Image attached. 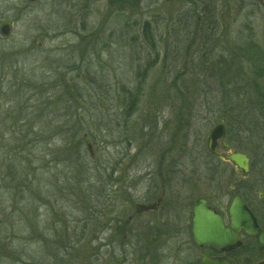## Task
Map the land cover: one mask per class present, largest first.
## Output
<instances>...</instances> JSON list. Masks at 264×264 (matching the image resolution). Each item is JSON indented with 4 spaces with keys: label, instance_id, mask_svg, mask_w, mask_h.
I'll use <instances>...</instances> for the list:
<instances>
[{
    "label": "rangeland",
    "instance_id": "obj_1",
    "mask_svg": "<svg viewBox=\"0 0 264 264\" xmlns=\"http://www.w3.org/2000/svg\"><path fill=\"white\" fill-rule=\"evenodd\" d=\"M200 1L0 0V24L10 20L0 35V264H102L122 248L131 258L135 238L117 227L143 191L134 188L142 168H204L200 191L213 187L225 199L230 184L242 194L261 185L255 170L242 179L233 164L204 155L228 106L202 60L250 42L264 54V0H216L219 23L205 44L214 48L204 58ZM177 18L188 19L183 30L172 27ZM137 87L127 115L123 93ZM246 118L240 132L234 125L242 153L264 166V118ZM212 165L215 174L205 170ZM52 212L61 222L55 249L38 234Z\"/></svg>",
    "mask_w": 264,
    "mask_h": 264
},
{
    "label": "flooded vegetation",
    "instance_id": "obj_2",
    "mask_svg": "<svg viewBox=\"0 0 264 264\" xmlns=\"http://www.w3.org/2000/svg\"><path fill=\"white\" fill-rule=\"evenodd\" d=\"M224 128L225 138L223 141L227 144L228 149L223 150L220 146L221 141H218V150L223 153L235 151L236 149L231 147L227 140L225 124ZM204 155L217 160V163L220 161L228 162L209 153L207 149ZM47 167L43 164L40 169L43 171L49 168ZM217 168L216 165H212L205 170L215 174ZM142 169L144 171L137 174L135 178L136 185L134 188L143 184V191L138 190L140 196L133 205V214L128 216L120 227H117L119 234L123 231L125 237L124 233L130 231L135 238L132 256L129 258L126 249L122 248L118 257H108L102 264H106L109 259H115L120 264H215L216 259L219 258L233 264H264V249L260 250L259 232H245L241 228L237 232L238 244L230 245L226 242L218 250L212 233L208 231L206 235H200L196 223L193 221L194 208L202 205L214 215L219 216L223 227L229 226V202L234 195H239L242 202L255 217L258 227L264 233V175H261V185L245 186V194L239 190L237 192L234 190V186L230 184L231 194L228 199H225L224 195L218 196V192H214V188L209 187L211 184L207 187V189L213 190L211 194L200 191V187L203 186L200 184L202 179L200 174L204 168L169 166ZM234 172L239 178H247L251 172L250 160L249 172L245 177L239 176L236 169ZM38 201L39 208L47 207V211H53L51 203L46 204L42 199ZM137 204L142 205V207L136 208ZM150 205L153 207L143 209L144 206ZM22 206L18 209L20 216H23ZM88 209L90 210V208L86 209V215H90ZM55 215L53 213V218L51 217L49 222L47 220L43 226L44 231L38 233L41 239H44L45 236L52 239L46 241L45 238L43 242L46 246L48 244L53 245V249L59 247L55 240L59 237L61 223L60 218ZM84 221L86 220H82L83 230L80 231L81 234L86 231L87 221L85 223ZM128 224L131 226H127ZM72 232L69 231L68 234L71 235ZM54 257L55 255H53Z\"/></svg>",
    "mask_w": 264,
    "mask_h": 264
},
{
    "label": "trees",
    "instance_id": "obj_3",
    "mask_svg": "<svg viewBox=\"0 0 264 264\" xmlns=\"http://www.w3.org/2000/svg\"><path fill=\"white\" fill-rule=\"evenodd\" d=\"M194 1L197 3V0ZM200 2L202 3V10L199 17L195 19V23L200 29L198 30L200 33L199 40L203 42L202 45L204 46L201 58H204L206 54L213 52L214 47L210 44H205L214 41L219 22L215 8L216 0H201ZM187 20L177 18V20H174L172 27L180 30ZM144 26L145 28L142 29L144 39L152 47L153 42L147 32V21L144 22ZM202 62L203 66H205L204 69L209 72V75L212 76L219 87L218 99L220 104L228 106L220 110L216 117L218 120L220 118L225 119L228 142L231 147L242 152L243 145H241L238 135L241 128L240 125L245 122L246 117L253 121H256L255 118L259 116L264 118V54H261L260 50L250 42L244 46L232 47L227 52L218 51L214 60H206L204 58ZM145 70H147V67ZM144 73L145 71L143 70L142 76L141 73L139 74L141 78L144 77ZM179 74L180 72L175 74V77H178ZM176 80L177 78H174L173 82ZM181 90H183V101H187L189 89L185 84H182ZM139 94V87L135 91H124L123 97L127 108L125 114L129 115L131 113L137 103ZM240 97L243 99L247 98L245 108H236L242 102V99H239ZM234 125H237L238 132L234 129ZM250 167L256 171L257 175H264V166L261 160L252 162ZM103 215L100 214V216Z\"/></svg>",
    "mask_w": 264,
    "mask_h": 264
},
{
    "label": "water",
    "instance_id": "obj_4",
    "mask_svg": "<svg viewBox=\"0 0 264 264\" xmlns=\"http://www.w3.org/2000/svg\"><path fill=\"white\" fill-rule=\"evenodd\" d=\"M10 20H6L0 24V35L6 37L9 35ZM224 118L211 127L206 138V149L209 153L219 156L220 159H225L235 166L239 176L245 177L249 172V156L239 151H229L223 153L218 150V141H221L220 146L223 150H227L228 146L224 143L225 128ZM88 149L90 144L87 143ZM90 150V149H89ZM142 207L137 204L136 208ZM153 207L144 206L143 209ZM142 209V208H141ZM228 215L230 219L229 226L223 227L218 215H214L206 207L200 205L194 208L193 221L196 223L197 231L204 236L209 232L212 233L216 249H220L226 242L230 245L238 244L237 232L243 228L245 232H259L260 250L264 249V233L258 227L255 217L252 212L242 202L239 195H234L228 206ZM106 264H120L115 259L107 260ZM215 264H233L226 262L223 258L216 259Z\"/></svg>",
    "mask_w": 264,
    "mask_h": 264
}]
</instances>
